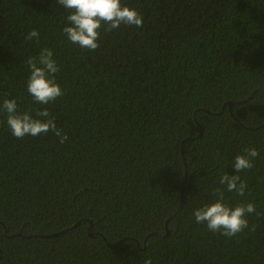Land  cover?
I'll list each match as a JSON object with an SVG mask.
<instances>
[{
  "label": "trees",
  "instance_id": "trees-1",
  "mask_svg": "<svg viewBox=\"0 0 264 264\" xmlns=\"http://www.w3.org/2000/svg\"><path fill=\"white\" fill-rule=\"evenodd\" d=\"M121 4L143 26L101 29L88 50L58 0H0V105L47 108L68 137L18 139L0 110V264H264V0ZM43 48L63 91L47 105L26 89ZM245 148L259 155L235 173ZM224 173L247 183L225 201L260 214L234 237L193 215Z\"/></svg>",
  "mask_w": 264,
  "mask_h": 264
},
{
  "label": "clouds",
  "instance_id": "clouds-1",
  "mask_svg": "<svg viewBox=\"0 0 264 264\" xmlns=\"http://www.w3.org/2000/svg\"><path fill=\"white\" fill-rule=\"evenodd\" d=\"M65 9L70 10L66 17L67 24L62 29L69 42L88 50L100 47L101 29L105 33L119 28L121 25L142 27V15L135 9L121 4V0H58ZM39 38V33L33 29L25 39ZM29 69L26 89L33 100L47 105L63 95V91L55 79L60 70L53 59V52L49 48L40 50L37 56H30L25 60ZM0 110L6 114V122L12 135L22 139L27 135L38 136L52 131L61 144L67 140V135L58 129L54 117L47 108L38 110L34 118L29 112H19L15 99H4ZM259 155L256 148H245L242 155L234 158L232 168L235 173L249 170L253 167V160ZM219 184L223 187L213 189L214 201L206 203L194 210L193 215L197 223L206 224L213 233L219 232L225 237H234L244 229L249 228L248 214L256 213L253 203H238L230 206L225 201V191L235 192L244 196L247 183L240 175L224 173L220 176ZM255 231L253 225L250 229ZM144 264H152L151 257L144 260Z\"/></svg>",
  "mask_w": 264,
  "mask_h": 264
},
{
  "label": "water",
  "instance_id": "water-1",
  "mask_svg": "<svg viewBox=\"0 0 264 264\" xmlns=\"http://www.w3.org/2000/svg\"><path fill=\"white\" fill-rule=\"evenodd\" d=\"M228 105H229V109L231 110V108L233 107V103H228ZM183 202H184V198H183V189H182V191H181V197H180V208L182 207V205H183ZM76 226H73L71 229H73V228H75ZM167 235H168V233H167ZM145 243H146V240H145ZM144 243V244H145ZM138 244V243H137Z\"/></svg>",
  "mask_w": 264,
  "mask_h": 264
}]
</instances>
